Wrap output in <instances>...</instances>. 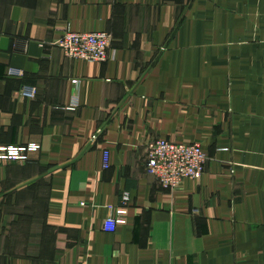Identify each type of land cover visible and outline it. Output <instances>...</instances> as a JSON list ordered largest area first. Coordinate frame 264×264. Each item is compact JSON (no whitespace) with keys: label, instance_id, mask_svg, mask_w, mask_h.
Masks as SVG:
<instances>
[{"label":"crops","instance_id":"0c3cea01","mask_svg":"<svg viewBox=\"0 0 264 264\" xmlns=\"http://www.w3.org/2000/svg\"><path fill=\"white\" fill-rule=\"evenodd\" d=\"M159 139L201 144L202 177L148 175ZM1 147L35 151L0 160V264H264V0H0Z\"/></svg>","mask_w":264,"mask_h":264},{"label":"built area","instance_id":"2783aa9c","mask_svg":"<svg viewBox=\"0 0 264 264\" xmlns=\"http://www.w3.org/2000/svg\"><path fill=\"white\" fill-rule=\"evenodd\" d=\"M65 57L88 63H105L109 59L111 37L106 32L76 33L66 31L54 43ZM25 96L34 97V90H25ZM146 164L148 175L157 179L165 189L175 190L185 180H199L208 162L201 144L175 143L159 139L150 143ZM33 148H0V160L29 162ZM110 167V155L104 151V168ZM130 194L125 192L121 205L110 208V217L104 222V231L115 233L118 226L127 223Z\"/></svg>","mask_w":264,"mask_h":264}]
</instances>
